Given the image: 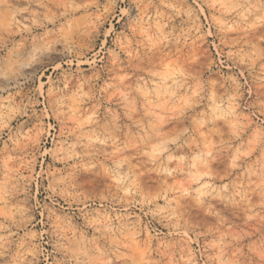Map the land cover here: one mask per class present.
<instances>
[{
	"label": "rangeland",
	"instance_id": "obj_1",
	"mask_svg": "<svg viewBox=\"0 0 264 264\" xmlns=\"http://www.w3.org/2000/svg\"><path fill=\"white\" fill-rule=\"evenodd\" d=\"M0 264H264V0H0Z\"/></svg>",
	"mask_w": 264,
	"mask_h": 264
}]
</instances>
